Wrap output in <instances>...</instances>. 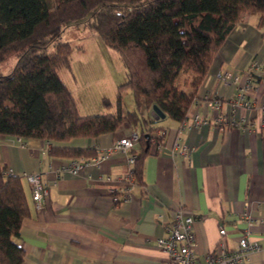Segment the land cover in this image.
I'll return each mask as SVG.
<instances>
[{
    "label": "crops",
    "instance_id": "crops-1",
    "mask_svg": "<svg viewBox=\"0 0 264 264\" xmlns=\"http://www.w3.org/2000/svg\"><path fill=\"white\" fill-rule=\"evenodd\" d=\"M252 62L261 64L254 70L249 94L253 107L233 113L230 102L237 93L236 85L223 86L218 76L225 69L241 76ZM66 87L80 107L79 91ZM101 94V99L107 98ZM207 94L217 95L222 113L239 125L220 126L210 117L207 124L194 127L195 114L201 120L207 118L203 100ZM262 106L264 25L258 16L245 15L213 59L189 110L185 131L179 134L180 124L169 119L156 120L155 126L166 130L164 144L145 157L142 182L128 186L126 200L115 204L109 189L120 190L118 196L122 197L133 166L128 158L139 154L140 146L137 142L131 151L109 149L135 133L132 127L123 125L95 139L53 143V147L91 148L98 156H106L98 166L89 165L77 175L63 170L69 160L52 156L46 141L0 135V165L22 177L30 207V216L16 239L25 250L22 264H163L164 254L155 240L167 236L177 209L193 217L196 253L203 259L214 251L221 228L226 231L227 246L236 244L245 227L239 219L245 202L250 215L258 220L251 225V233L262 249L252 252L243 264H264ZM177 139L190 149L189 156L174 150ZM33 173L48 191L38 211L23 178Z\"/></svg>",
    "mask_w": 264,
    "mask_h": 264
},
{
    "label": "trees",
    "instance_id": "trees-1",
    "mask_svg": "<svg viewBox=\"0 0 264 264\" xmlns=\"http://www.w3.org/2000/svg\"><path fill=\"white\" fill-rule=\"evenodd\" d=\"M52 3V4H51ZM0 0V62L8 52L16 62L0 73V135L50 142L62 159L97 155L91 148L52 146L72 139H95L123 125L133 128L140 152L132 176L142 182L143 162L163 146L166 130L155 126V106L165 119L181 124L213 59L245 15L264 25V0ZM85 24L118 54L126 80L118 86L115 110L82 115L58 76L70 69L80 49L61 40L65 28ZM192 76H187L188 74ZM182 87H189L185 91ZM132 95L135 109L123 102ZM107 106L109 102L103 99ZM160 119V118H159ZM0 165V264H22L16 242L30 207L21 176Z\"/></svg>",
    "mask_w": 264,
    "mask_h": 264
},
{
    "label": "built area",
    "instance_id": "built-area-1",
    "mask_svg": "<svg viewBox=\"0 0 264 264\" xmlns=\"http://www.w3.org/2000/svg\"><path fill=\"white\" fill-rule=\"evenodd\" d=\"M261 64L252 62L250 67L243 72V74L235 75L229 69H225L218 76L220 83L223 86L230 87L236 85L237 93L234 99L230 102L231 112L235 113L237 110L249 111L253 107V102L249 98L250 89L254 85V70L258 69ZM206 105V117L201 120L198 114H195L192 118L193 126L207 124L208 119L211 117L216 124L220 126H237L234 118L229 119L225 113H222V103L219 97L215 94H207L203 98ZM264 111V106L261 107ZM187 125L186 121L180 124L178 133L181 134L185 131ZM260 128L264 129V117H261ZM138 142V136L133 133L130 137L119 140L109 150L111 151H131ZM45 145L49 147L50 142L46 141ZM175 151L184 156H189L190 149L180 144L177 139L173 145ZM136 155H130L128 158L129 164H134ZM106 158V156H94L90 159L75 158L69 160L64 166L63 170L69 172L72 175H77L84 168L89 165L98 166L100 161ZM11 174L8 170L3 173L4 175ZM23 178L26 180L30 187V194L33 206L35 210H40L43 206L44 200L48 195L47 188L43 185L38 174H24ZM124 190H121L122 197L118 196L116 188L111 187L109 193L115 204L121 200L128 198V186L134 185L136 182L132 176V171L127 175L125 179ZM249 204L244 203V210L240 214V221L245 225L242 230L241 237L236 244L232 247H228L224 237L226 231L224 228L219 230L220 239L211 254L205 255L203 259H200L196 253V238L193 231L194 219L190 215H185L181 209H177L173 212V220L171 225L167 228V236L160 237L155 240L156 248L164 254L163 264H243L249 258L252 252L262 249V245L252 238L251 225L258 220L252 217L248 210Z\"/></svg>",
    "mask_w": 264,
    "mask_h": 264
},
{
    "label": "rangeland",
    "instance_id": "rangeland-1",
    "mask_svg": "<svg viewBox=\"0 0 264 264\" xmlns=\"http://www.w3.org/2000/svg\"><path fill=\"white\" fill-rule=\"evenodd\" d=\"M51 3V0H48ZM52 4V3H51ZM61 40L80 46L73 52L70 69L62 68L58 71L60 80L70 89L79 91L77 101L80 113L87 115H104L115 110V95L118 86L125 80V70L119 60L118 54L108 48L99 35L85 24L76 26V23L65 28ZM16 62V54L8 52L0 62V73L8 74ZM187 76H192L188 74ZM105 86V88H104ZM105 90H101V89ZM189 90V87H182ZM107 95L109 105L101 99L102 94ZM123 102L128 111L135 109L132 95L125 91Z\"/></svg>",
    "mask_w": 264,
    "mask_h": 264
},
{
    "label": "water",
    "instance_id": "water-1",
    "mask_svg": "<svg viewBox=\"0 0 264 264\" xmlns=\"http://www.w3.org/2000/svg\"><path fill=\"white\" fill-rule=\"evenodd\" d=\"M150 115L155 119V120H158L159 118L160 119H163L164 118V115L162 113H160L158 111V109L154 106L150 112Z\"/></svg>",
    "mask_w": 264,
    "mask_h": 264
}]
</instances>
